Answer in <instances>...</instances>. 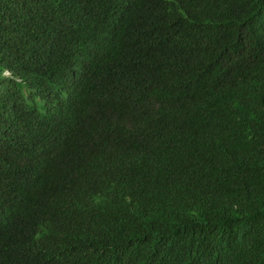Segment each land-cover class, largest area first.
Returning a JSON list of instances; mask_svg holds the SVG:
<instances>
[{"label":"trees","instance_id":"16d2710c","mask_svg":"<svg viewBox=\"0 0 264 264\" xmlns=\"http://www.w3.org/2000/svg\"><path fill=\"white\" fill-rule=\"evenodd\" d=\"M0 264H264V0H0Z\"/></svg>","mask_w":264,"mask_h":264}]
</instances>
